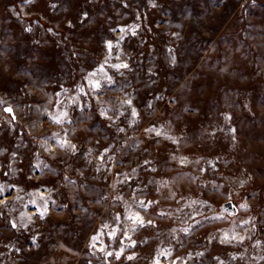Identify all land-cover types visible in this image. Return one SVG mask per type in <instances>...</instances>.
<instances>
[{
  "label": "rangeland",
  "instance_id": "1",
  "mask_svg": "<svg viewBox=\"0 0 264 264\" xmlns=\"http://www.w3.org/2000/svg\"><path fill=\"white\" fill-rule=\"evenodd\" d=\"M0 264H264V0H0Z\"/></svg>",
  "mask_w": 264,
  "mask_h": 264
},
{
  "label": "water",
  "instance_id": "2",
  "mask_svg": "<svg viewBox=\"0 0 264 264\" xmlns=\"http://www.w3.org/2000/svg\"><path fill=\"white\" fill-rule=\"evenodd\" d=\"M6 111L10 112L11 109L10 107H6L5 108ZM219 210L222 213H226L228 215H233L236 213V205L233 201L228 200V201H224L220 204L219 206Z\"/></svg>",
  "mask_w": 264,
  "mask_h": 264
},
{
  "label": "snow or ice",
  "instance_id": "3",
  "mask_svg": "<svg viewBox=\"0 0 264 264\" xmlns=\"http://www.w3.org/2000/svg\"><path fill=\"white\" fill-rule=\"evenodd\" d=\"M134 115H135V113H134ZM148 131H152V129H148ZM157 135H159V132H157ZM133 220H134V222L140 223L141 225L143 224V221L138 216L137 217H133Z\"/></svg>",
  "mask_w": 264,
  "mask_h": 264
}]
</instances>
